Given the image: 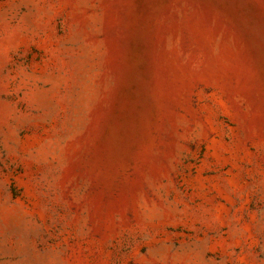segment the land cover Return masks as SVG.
Instances as JSON below:
<instances>
[{
	"label": "rangeland",
	"instance_id": "1",
	"mask_svg": "<svg viewBox=\"0 0 264 264\" xmlns=\"http://www.w3.org/2000/svg\"><path fill=\"white\" fill-rule=\"evenodd\" d=\"M0 264H264V0H0Z\"/></svg>",
	"mask_w": 264,
	"mask_h": 264
}]
</instances>
